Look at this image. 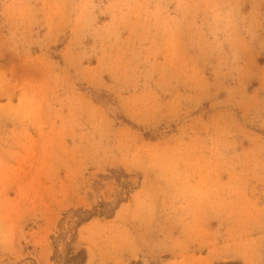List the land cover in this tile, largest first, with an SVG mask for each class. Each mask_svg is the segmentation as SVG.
<instances>
[{
  "label": "rangeland",
  "instance_id": "374dc122",
  "mask_svg": "<svg viewBox=\"0 0 264 264\" xmlns=\"http://www.w3.org/2000/svg\"><path fill=\"white\" fill-rule=\"evenodd\" d=\"M0 264H264V0H0Z\"/></svg>",
  "mask_w": 264,
  "mask_h": 264
}]
</instances>
